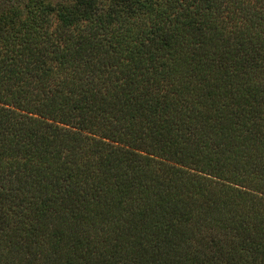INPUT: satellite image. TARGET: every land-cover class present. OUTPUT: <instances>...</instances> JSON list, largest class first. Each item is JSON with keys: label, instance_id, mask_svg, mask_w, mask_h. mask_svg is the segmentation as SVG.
I'll list each match as a JSON object with an SVG mask.
<instances>
[{"label": "trees", "instance_id": "obj_1", "mask_svg": "<svg viewBox=\"0 0 264 264\" xmlns=\"http://www.w3.org/2000/svg\"><path fill=\"white\" fill-rule=\"evenodd\" d=\"M0 264H264V0H0Z\"/></svg>", "mask_w": 264, "mask_h": 264}]
</instances>
